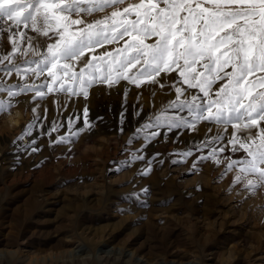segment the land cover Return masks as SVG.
Wrapping results in <instances>:
<instances>
[{
  "label": "rangeland",
  "instance_id": "374dc122",
  "mask_svg": "<svg viewBox=\"0 0 264 264\" xmlns=\"http://www.w3.org/2000/svg\"><path fill=\"white\" fill-rule=\"evenodd\" d=\"M113 10L72 18L86 24ZM22 33L14 42L30 56L29 38L45 50L52 42L30 26ZM10 34L0 32V56L11 52ZM176 78L162 74L163 88L120 79L88 86L86 97H15L0 113V264H264V186L245 191L247 180L232 183L239 167L225 171L245 155L227 143L231 126L226 136L206 121L169 130ZM35 79L0 66L5 88ZM217 132L225 138L204 147ZM221 146L228 151L209 156Z\"/></svg>",
  "mask_w": 264,
  "mask_h": 264
},
{
  "label": "snow or ice",
  "instance_id": "6c2138e0",
  "mask_svg": "<svg viewBox=\"0 0 264 264\" xmlns=\"http://www.w3.org/2000/svg\"><path fill=\"white\" fill-rule=\"evenodd\" d=\"M83 3L0 0V32L9 31L12 42L11 52L0 56V66L6 74L36 78L9 88L0 84V95L7 92L9 97L7 104L0 100V113L10 110L22 93L33 92V99L57 92L86 97L88 86H111L120 79L137 87L151 83L163 88L162 74L175 72L170 86L176 100L170 104L177 115L167 121L169 130H188L206 121L224 129L226 136L231 126L227 143L233 152L242 150L245 155L228 163L225 171L239 167L232 183L247 180L245 191L264 186V0H95L92 7L82 9ZM108 7L116 10L91 23L72 18ZM79 25L84 26L74 28ZM29 26L52 41L45 50L29 38L31 56L14 42ZM101 48L104 51L98 53ZM185 109L188 116L179 115ZM225 136L217 132L204 147ZM226 151L222 146L213 148L209 156Z\"/></svg>",
  "mask_w": 264,
  "mask_h": 264
}]
</instances>
